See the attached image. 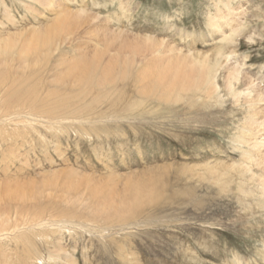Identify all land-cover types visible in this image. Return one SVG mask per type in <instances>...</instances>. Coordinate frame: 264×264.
<instances>
[{
  "label": "rangeland",
  "instance_id": "1",
  "mask_svg": "<svg viewBox=\"0 0 264 264\" xmlns=\"http://www.w3.org/2000/svg\"><path fill=\"white\" fill-rule=\"evenodd\" d=\"M1 2L0 37L84 9L46 65L51 72L63 71L73 53L95 49L101 67L117 63L113 69L132 73L117 91H105L96 109L102 117L0 118V212L7 219L0 228H10L0 234V264H264V170L251 164L252 177L240 168L253 142L247 115L264 118V0ZM227 13L228 24L219 18ZM148 36L163 43L140 52ZM168 46L212 61L219 49L228 54L214 98L200 89L176 102L140 99L133 73L150 67L155 53L171 54ZM125 57L135 62L123 64ZM231 63L239 68V96L225 80ZM66 86L65 94L77 89ZM259 92L250 106L247 98ZM120 93V105H112ZM213 164L234 169L221 181L200 176Z\"/></svg>",
  "mask_w": 264,
  "mask_h": 264
},
{
  "label": "bare ground",
  "instance_id": "2",
  "mask_svg": "<svg viewBox=\"0 0 264 264\" xmlns=\"http://www.w3.org/2000/svg\"><path fill=\"white\" fill-rule=\"evenodd\" d=\"M35 1L45 6H50L52 3V0ZM0 7L6 9V4L1 0ZM53 8L52 6L51 10H55ZM83 10L81 8L73 12L67 10L57 12L55 20L50 25L33 27L27 31L14 32L0 37V118L14 120L18 123H27L28 119H25L24 116L41 117L52 123L53 120L75 119L84 115L86 117L95 114L100 115V117L104 115L102 111L96 112V109H98V103L103 100L105 91L108 89L117 91L118 83L125 84V80H128L129 75L132 73L131 70L122 68L116 71L117 69L113 68L117 66V63L101 67L103 53L95 49L92 56L85 50L73 53V57L76 54L78 55L72 58L63 71L51 72L52 69L46 66L53 58V54L58 47L70 37L69 34L75 24L84 20L82 15L85 11ZM10 18L9 16L8 19ZM212 18V16L209 17V19ZM219 18L227 22L228 13L221 14ZM229 20L231 19L229 18ZM232 25L233 23H231ZM239 28L240 22L238 21L231 27V32L235 33ZM115 34L119 35V33L112 31V35ZM225 36L223 39L227 41L234 38L228 34ZM161 41H157L151 36L143 37V41L140 43L143 47L140 48V52L141 49L162 45L163 42ZM134 52H136V49ZM153 52H156V50H153ZM167 52L171 54L162 56L155 53L151 57L150 67L139 68L133 73L134 89L138 90L141 100L146 101L152 98V100L156 99L159 103L176 102L181 100L187 92H195L200 89L207 99L214 98L217 95L216 92L219 88L216 75L221 68L222 57L228 56V54L225 55V51L222 49L217 50L214 61L211 60L209 55L197 57L193 54L178 53V49L174 46H168ZM133 62H135L133 57H125L122 60L123 64L128 65ZM110 66L111 69H107ZM45 70L49 73L48 75L45 74V76L47 75L46 79H49L47 81H45L43 75L46 72ZM226 72L225 80L229 92L232 95L239 96L241 93H238L234 88V83L238 80L239 68L236 65L229 64ZM66 85L77 87V89L68 90L70 93L65 94L67 91ZM124 86L122 85L120 88H124ZM246 89V95L249 97L251 87L248 86ZM261 93H257L256 99L247 98V101H251L250 106L256 100H261ZM121 96L120 93L118 99H114V102L110 103L114 106L119 100L121 103ZM120 103L118 102V105ZM111 110L110 113H116L117 111L116 108ZM257 112L252 111V113H249L247 124H244L247 130L251 132L249 138L253 142L250 145L255 151V156L248 154L252 149L246 151L244 153L245 160L243 158L244 162L241 163L240 168L251 173L253 171L251 170V164L262 165V170H264V154L261 150L264 142L257 141V138L261 136L258 134L260 131L264 135V118L259 121L260 115ZM220 166L213 164L202 168L203 171L200 176L221 181L234 169L233 166L224 169L219 168ZM250 175L253 177V173ZM258 185L260 186L261 197L264 198L263 175H260ZM5 214V209L0 212V224L7 222ZM9 229L0 228V234L8 232ZM235 261L240 264L238 258Z\"/></svg>",
  "mask_w": 264,
  "mask_h": 264
}]
</instances>
